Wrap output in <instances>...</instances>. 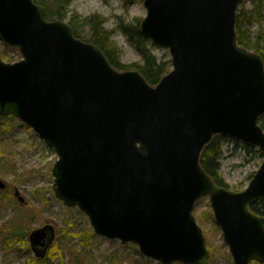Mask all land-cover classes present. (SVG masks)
Segmentation results:
<instances>
[{
	"label": "water",
	"instance_id": "1",
	"mask_svg": "<svg viewBox=\"0 0 264 264\" xmlns=\"http://www.w3.org/2000/svg\"><path fill=\"white\" fill-rule=\"evenodd\" d=\"M241 2L144 0L141 32L172 57L151 85L114 67L71 24L49 20L44 5L0 0V40L21 54L0 57V117L18 118L55 150V195L95 234L137 244L161 264H208L195 216L208 196L233 264H264V216L251 209L264 199V157L241 191L218 185L200 162L217 135L264 156V59L238 42ZM15 196L26 204L18 188ZM55 238L52 224L28 235L40 259Z\"/></svg>",
	"mask_w": 264,
	"mask_h": 264
},
{
	"label": "rangeland",
	"instance_id": "2",
	"mask_svg": "<svg viewBox=\"0 0 264 264\" xmlns=\"http://www.w3.org/2000/svg\"><path fill=\"white\" fill-rule=\"evenodd\" d=\"M143 1H134L126 9L124 0H71L69 15L72 13L81 17L99 15L107 20L105 26L112 30L116 28L120 17L125 21L135 18H141L142 21L147 15ZM241 7L250 10L253 8V3L250 0H243L239 9ZM60 20L69 23L68 17ZM260 28L264 29V24L263 26L253 24L250 27V35L254 37ZM112 39L121 49L122 63L141 61V56L122 32L115 31ZM151 48L159 59L166 56L172 62L167 48L155 44ZM0 57L6 62H13L21 59V54L17 47L7 45L0 40ZM7 117L9 120L4 121ZM7 117H0V124L10 128L8 133L0 137V155H5L8 163L0 166V178L10 189L7 192H0V264H25L36 258L28 236L25 240H12L8 245L4 243L10 228L7 222L20 225V229L28 233L45 224H52L55 227L56 238L53 244L56 249L52 251L51 247L49 248L46 256L48 264H63V258L64 264L79 262L80 264H161L158 260L144 255L137 244H123L119 239L95 234L85 213L78 207H68L57 198L53 187L55 184L53 167L58 159L55 150L18 118ZM247 145L240 140L224 138L220 163L221 173L230 187L228 189L244 190L252 179L250 176H254L263 161V157L257 152L260 149ZM16 188L26 199V205L21 206L14 197ZM1 193H5L8 203L3 201L4 195ZM195 216L204 231L211 254L208 264H233V257L223 240L222 229L215 222L208 196H203L198 201ZM89 232L92 238L91 248L88 250L72 233Z\"/></svg>",
	"mask_w": 264,
	"mask_h": 264
},
{
	"label": "trees",
	"instance_id": "3",
	"mask_svg": "<svg viewBox=\"0 0 264 264\" xmlns=\"http://www.w3.org/2000/svg\"><path fill=\"white\" fill-rule=\"evenodd\" d=\"M37 3L43 4L46 7L48 18L54 19H66L68 17L69 23L74 29L75 35L85 41L92 42L98 46L107 56L111 64L119 70H129L135 69L140 71L148 82L152 85H156L164 75H166L171 70L172 62L164 58H158L152 51L153 43L141 32L140 21L141 18H135L131 21H125L123 17L117 21L116 28L108 29L105 24L107 20L99 15H90L87 17L77 16L72 13L69 15V7L71 5V0H35ZM134 1L142 0H124V7H127ZM253 3V8L246 9L241 7L238 12L237 18V30H238V40L241 45L259 53L264 59V29L260 28L258 33L252 37L250 35V27L253 24H264V0H250ZM49 18V19H50ZM122 32L127 40L134 46L136 51L141 56V61L134 62L130 64L122 63L121 61V49L118 47L117 43L114 42L113 35L115 31ZM9 117L5 118L4 121H8ZM260 124L264 128V116L260 119ZM7 131V132H6ZM10 131L9 127H4L0 124V137L5 135ZM223 136H215L214 139L208 144L201 155V165L210 174L218 185L230 188L226 183L222 173H221V160L223 156L222 143L224 141ZM249 146V144L247 145ZM251 146V145H250ZM252 147V146H251ZM250 152V149H249ZM258 153L263 157L262 151L258 150ZM1 154V152H0ZM8 164L5 155H0V166ZM253 175L250 176V179ZM4 195L5 193H1ZM3 201L8 203L7 197L3 196ZM251 209L264 216V199L255 202ZM8 230V236L4 243H8L12 240H25L28 236L27 231L20 229V225L12 224L10 222ZM69 234V233H68ZM77 236L82 245L88 250L91 248V238L92 234L82 233L73 234ZM8 240V242H7ZM7 242V243H6ZM54 246V245H53ZM52 246V247H53ZM51 247L54 251L56 247ZM50 250V251H51ZM63 264H64V258ZM25 264H48L46 258L40 259L35 258ZM80 264V262L78 263ZM255 264H259L255 262Z\"/></svg>",
	"mask_w": 264,
	"mask_h": 264
},
{
	"label": "flooded vegetation",
	"instance_id": "4",
	"mask_svg": "<svg viewBox=\"0 0 264 264\" xmlns=\"http://www.w3.org/2000/svg\"><path fill=\"white\" fill-rule=\"evenodd\" d=\"M10 189H9V186L7 187V189H6V191H4V192H7V191H9ZM15 197V196H14Z\"/></svg>",
	"mask_w": 264,
	"mask_h": 264
}]
</instances>
